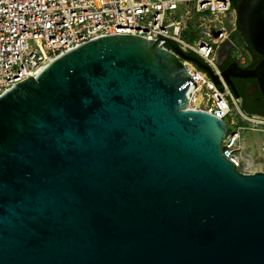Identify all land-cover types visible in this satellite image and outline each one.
<instances>
[{
  "label": "water",
  "instance_id": "1",
  "mask_svg": "<svg viewBox=\"0 0 264 264\" xmlns=\"http://www.w3.org/2000/svg\"><path fill=\"white\" fill-rule=\"evenodd\" d=\"M236 16L216 62L260 57L222 75L264 104V0ZM157 44L100 37L0 95V264H264V172L222 156L224 121L186 109L196 85Z\"/></svg>",
  "mask_w": 264,
  "mask_h": 264
},
{
  "label": "built area",
  "instance_id": "2",
  "mask_svg": "<svg viewBox=\"0 0 264 264\" xmlns=\"http://www.w3.org/2000/svg\"><path fill=\"white\" fill-rule=\"evenodd\" d=\"M236 21L231 0H0V95L88 41L112 35L156 40L181 61L196 85L186 92V109L223 120L222 156L238 171L253 173L241 170V133H257L264 154V116L241 111L216 62V51ZM168 41L206 64L217 83L177 55ZM232 57L241 65L247 61L238 47Z\"/></svg>",
  "mask_w": 264,
  "mask_h": 264
},
{
  "label": "flooded vegetation",
  "instance_id": "3",
  "mask_svg": "<svg viewBox=\"0 0 264 264\" xmlns=\"http://www.w3.org/2000/svg\"><path fill=\"white\" fill-rule=\"evenodd\" d=\"M241 1V0H240ZM238 23L236 21L233 32L238 30ZM235 46L232 47L229 52L225 55L219 56L217 65L221 73L230 65L236 64L241 69H252L260 60V57L255 58V54L250 53L249 49H242L247 55V61L241 65L232 57ZM224 77V76H223ZM225 78V77H224ZM225 81L237 100L239 107L243 108L246 112L253 113L256 116H262L260 113L264 111V104L261 99L260 91L257 87V83L253 78H225ZM240 108V109H241ZM242 111V110H241Z\"/></svg>",
  "mask_w": 264,
  "mask_h": 264
},
{
  "label": "rangeland",
  "instance_id": "4",
  "mask_svg": "<svg viewBox=\"0 0 264 264\" xmlns=\"http://www.w3.org/2000/svg\"><path fill=\"white\" fill-rule=\"evenodd\" d=\"M228 119H226V122L228 123ZM234 119H236L234 117ZM243 142H244V149L241 152V157L244 158L246 156H249L253 164L252 166L248 167V169L251 172H264V154H261L258 150V141L259 136L257 133H253L250 131H246L241 133ZM241 170L245 171L247 170L245 166H243V162L241 161Z\"/></svg>",
  "mask_w": 264,
  "mask_h": 264
},
{
  "label": "trees",
  "instance_id": "5",
  "mask_svg": "<svg viewBox=\"0 0 264 264\" xmlns=\"http://www.w3.org/2000/svg\"><path fill=\"white\" fill-rule=\"evenodd\" d=\"M239 2H240V0H231V6H232V9L236 10L237 4H238ZM249 51H250V53H252L251 50H249ZM256 57H257V56L255 55V58H256ZM240 108H241V107H240ZM241 110H242L244 113L248 114V115H254L253 113L246 112L243 108H241ZM260 115L264 116V111H262V113H260Z\"/></svg>",
  "mask_w": 264,
  "mask_h": 264
},
{
  "label": "bare ground",
  "instance_id": "6",
  "mask_svg": "<svg viewBox=\"0 0 264 264\" xmlns=\"http://www.w3.org/2000/svg\"><path fill=\"white\" fill-rule=\"evenodd\" d=\"M241 160H242V162H243V166H245V168L247 169V170H245V171H250V170L248 169V167L252 166V164H253L252 159H251L249 156H246V157H244V158L241 157ZM250 168H251V167H250ZM250 172H251V171H250Z\"/></svg>",
  "mask_w": 264,
  "mask_h": 264
}]
</instances>
